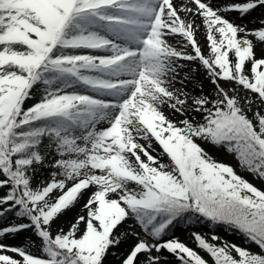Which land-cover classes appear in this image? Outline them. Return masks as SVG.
Returning a JSON list of instances; mask_svg holds the SVG:
<instances>
[{"label": "snow or ice", "instance_id": "6c2138e0", "mask_svg": "<svg viewBox=\"0 0 264 264\" xmlns=\"http://www.w3.org/2000/svg\"><path fill=\"white\" fill-rule=\"evenodd\" d=\"M214 2L0 0V218L27 221L0 227V239L31 232L21 246L0 242V253L19 257L0 254V264H105L130 238L119 264H162L163 252L178 264H209L179 239L162 240L192 217L235 229L261 250L193 232L213 264H264V190L196 142L225 146L264 180V16L252 29L226 18L264 0ZM181 60L199 63L211 93L202 84L199 95L187 90L193 78H180ZM164 107L184 118L170 120ZM39 167L55 170L34 187ZM78 205L67 229L53 233Z\"/></svg>", "mask_w": 264, "mask_h": 264}, {"label": "rangeland", "instance_id": "374dc122", "mask_svg": "<svg viewBox=\"0 0 264 264\" xmlns=\"http://www.w3.org/2000/svg\"><path fill=\"white\" fill-rule=\"evenodd\" d=\"M174 2L178 3L179 0H174ZM215 2H225V0H215ZM215 2H214L213 6H215ZM181 15H183V13ZM262 16H264V8H258L257 10H254L250 15L243 17V18L239 17V15L237 13L226 14V18H228L229 20L235 21L236 23L247 24V27L249 29H252V28H255L258 26L257 24L251 23L250 21H253V20L260 18ZM196 24L197 25L201 24V20L199 18L196 19ZM179 39H180V37H176L175 39L170 38V43L175 44V40H179ZM196 40H197L198 44L200 45L204 54L207 55L209 49L207 47L206 32L203 28H201L200 30H198L196 32ZM186 51L188 53H191L192 50H191L190 46L186 49ZM179 63L185 65V67L180 70V78H182L185 73H188V75L193 78L190 82H188L187 90L192 91L195 89V94L199 95V90L196 88V86L198 84H202L201 76L204 75L203 68L199 65V63L197 61L181 60V61H179ZM193 68H195L197 70L195 72H192L191 69H193ZM221 84H222V86L227 87V85L224 84V82H221ZM175 86L180 87V84L177 82L175 84ZM210 90H211V88L209 87V85H208V87L203 86V92L205 94L210 93ZM69 91H71V89H69ZM81 91H83V90L81 89ZM240 95L245 96V95H248V93L241 90ZM163 110L170 120L178 121L180 119H183V117H181L179 114H174L172 112V110L168 107H164ZM253 110H256L255 104L253 105ZM248 115L250 117H252L251 112H249ZM153 147L157 149V152H154L153 155H157L161 150L159 149L158 145H156V144H153ZM205 148H206L207 152L210 153L212 155V157H214V158H217L221 161H227L231 164H233L235 162V158L233 157V155L230 152H228L227 150L222 149L221 147H215L209 143H205ZM51 159H52V155L50 154L49 158L46 162L51 161ZM166 161H168V157L165 154L162 157V162H166ZM54 170L55 169H53L51 167L44 168V171L42 173H40L39 176L38 175L36 176L35 183L37 181H40V180L50 179V173ZM239 175L243 179L252 183L258 189L264 190V180L256 178L253 174H251L250 172H248L244 169L240 170ZM83 203H84V201L81 200L80 204L82 205ZM79 207H80V205H78L77 208L74 209L71 213L60 216L52 225L53 233H55L58 225L67 229V227H68L67 221L73 215L76 214ZM21 222H27V221L23 220V219H17L15 216H9V217L0 219V227L8 226L11 223H21ZM186 223H187V225H185L183 223V221L175 223L173 233L170 236H168L167 238H165L164 240L173 239V238L179 239L181 242L185 243L188 247L196 250L201 256H203L206 260H208L209 264H213L211 258L207 255V253H205L204 251H202L200 248L197 247V244L195 243L194 238H193L192 234L190 233V232H192L193 227L196 225V221H194L192 219H186ZM130 224H132L131 220L128 221L127 224H124L122 226L123 231ZM199 226L205 232L212 233V234L220 237L221 238V240H219L220 243L222 241H227V242H230L231 244H236L242 248H246V249L250 250L252 253H260V251H261L258 248V246H256L254 243L246 242L245 237L241 233H239L235 229H231L228 226L214 225L210 221H201ZM135 231L140 232L141 230L139 229V227H136ZM30 235H31L30 231H24L20 234H17L16 236L6 235L4 238L0 239V242L7 244L9 246H21L23 241H24V238L27 236H30ZM127 242H128V245L130 243H131L130 245H132L135 241L130 238L127 240ZM128 250H129V247L126 249L125 254L127 253ZM31 252L34 255H40V252L37 251V249H35V248H32ZM0 254H7L9 256H13L14 258L19 259L18 256H16L14 253H11V252H4V253H0ZM232 254L234 256L236 255L235 252H233ZM261 254H264V253H261ZM113 264H119V259L115 260V262ZM162 264H164L163 259H162Z\"/></svg>", "mask_w": 264, "mask_h": 264}, {"label": "trees", "instance_id": "16d2710c", "mask_svg": "<svg viewBox=\"0 0 264 264\" xmlns=\"http://www.w3.org/2000/svg\"><path fill=\"white\" fill-rule=\"evenodd\" d=\"M248 68H250V65L246 66V70H247ZM249 74H250V73H249ZM201 81H202V85H203V86L208 87V85H209V87L211 88V90H210V93H211L212 90H213V87H214V86H213V85L211 84V82L206 78L205 74H204L203 76H201ZM38 99H39V93H37V94L35 95V99L27 101L25 106H26V107H27V106H30L31 104L35 103L36 100H38ZM254 111H255V110H254ZM261 111H262V113H264V109H262ZM249 117H250V116H249ZM183 118H184V117H183ZM189 118H191V113H190V112H189ZM250 118H251V117H250ZM196 119H197L198 121L201 119L200 116H199V114H196ZM196 142H197L198 144H200V146H201L202 148H204L205 151L207 152V150H206V148H205V143H207V142H205V141H203V140H199V139H198ZM220 147H221L222 149H224V150H227V148H226L225 146H220ZM42 151H43V149H42ZM227 151H228V150H227ZM228 152H229V151H228ZM207 153H208V152H207ZM230 153H231V152H230ZM208 154L212 157V155H211L210 153H208ZM231 154H232L233 157L235 158V162H234L233 164H231V163H229V162H227V161H221V160H219V159H217V158H214V157H212V159H214L215 161H217V162H219V163H223V164H226V165L231 166V167L233 168V170L235 171V173H236L237 175H239L240 170H243V168H241L239 162L237 161V159H236V157H235V154H234V153H231ZM48 158H49V156L46 157V161L48 160ZM168 162H169V161L164 162V163H168ZM46 163H47V162H46ZM44 168H46V167H39V168L37 169L36 176H37V175L39 176V174L42 173V172L44 171ZM239 176H240V175H239ZM35 179H36V177H35ZM35 179L33 180V186H34V187L36 186V185H35V184H36V183H35ZM6 191H7V189L0 190V196L4 195ZM9 216H15V215H14V212L7 213V214L5 215V217H3V218L9 217ZM3 218H0V219H3ZM191 219L194 220V221H196V225L193 227L192 232H190L191 234H192L193 232H196V233H199V234H201L202 236H204L205 239H207V240H208L209 242H211V243H215V244H217V245L221 244L219 240H217V241H212V240H211V237H212V235H214V234L205 232V231L199 226V224H200L201 221H207V220H205V219H203V218H200L199 220H197L195 217H192ZM182 221H183V223H184L185 225H187V223H186V219H182V220H179V221H177V222H182ZM177 222H174V224H173V225L171 226V228H170V231H168L167 234H166L165 236H163L162 240H164L165 238H167L168 236H170V235L173 233L174 225H175V223H177ZM122 226H123V225L120 226V229H119L120 231H123ZM194 241H195V240H194ZM195 243H196V242H195ZM130 244H131V243H130ZM130 244L128 245V242H127V240H126V241H124V242L121 244V246H120L119 248H117V249H112L111 252H116L117 255H116V256H113V255L111 254V252H110V254L107 256V258H106V260H105V264H113V263L115 262V260L118 259L119 256L125 254L126 249H127L128 247L130 248V246H131ZM196 244H197V243H196ZM165 256L167 257V260H164V264H178V261H177V260H176L171 254H169V253H167V252H163V253H162V257H165ZM140 259L143 260L144 257L141 256ZM212 263H213V262H212Z\"/></svg>", "mask_w": 264, "mask_h": 264}]
</instances>
